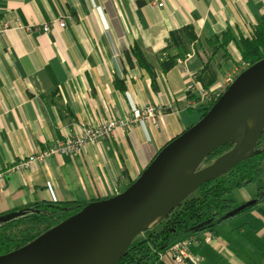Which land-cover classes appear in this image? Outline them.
Instances as JSON below:
<instances>
[{
    "label": "crops",
    "instance_id": "crops-1",
    "mask_svg": "<svg viewBox=\"0 0 264 264\" xmlns=\"http://www.w3.org/2000/svg\"><path fill=\"white\" fill-rule=\"evenodd\" d=\"M63 17L71 18L66 28L29 32ZM263 21L264 0H0V30L4 22L8 26L0 34V218L36 204L89 205L123 193L202 118L200 110L181 108L189 84L213 55L207 42L226 32L233 36L210 88L225 85L247 66L242 42ZM188 26L198 52L192 48L186 60L162 73L171 32ZM136 45L156 69L155 86L132 55ZM149 105L179 110L167 111L157 127L139 123L78 154L18 167L78 137L84 125H106ZM253 200L258 195L242 204ZM192 238L198 264H264V201ZM160 262L194 264L170 257Z\"/></svg>",
    "mask_w": 264,
    "mask_h": 264
},
{
    "label": "water",
    "instance_id": "water-1",
    "mask_svg": "<svg viewBox=\"0 0 264 264\" xmlns=\"http://www.w3.org/2000/svg\"><path fill=\"white\" fill-rule=\"evenodd\" d=\"M261 116L255 129L247 115ZM264 132V60L247 68L198 123L168 143L120 195L91 203L28 245L0 256V264H118L134 241L255 153ZM232 149L208 167L219 148ZM191 171L188 175L187 172ZM250 201L229 215L257 204ZM156 220L153 228L147 223Z\"/></svg>",
    "mask_w": 264,
    "mask_h": 264
},
{
    "label": "trees",
    "instance_id": "trees-1",
    "mask_svg": "<svg viewBox=\"0 0 264 264\" xmlns=\"http://www.w3.org/2000/svg\"><path fill=\"white\" fill-rule=\"evenodd\" d=\"M232 40L233 36L226 32L221 37H215L207 42L213 55L204 62V68L198 78L205 89L216 83L218 72L221 70L217 59L220 55L227 57V47ZM197 42L198 38L191 26L171 32L169 45L164 53L165 58L160 62L162 73H169L180 61L186 60L192 54V48L198 52ZM242 46V59L248 68L264 60V21L252 39L243 40ZM132 55L139 67L150 75L155 86L156 69L147 60L143 50L136 45L132 49ZM208 111L203 110L202 117ZM232 147L226 145L219 148L204 161L199 170L211 165ZM256 152L258 154H252L222 178L203 185L157 226L145 232L144 237L137 238L118 264H163L159 260V254L182 240L203 231L213 230L219 223L229 219L231 217L229 214L235 210L230 195L250 184H257L259 190L257 203L263 202L264 132L257 143ZM86 206L77 203L36 204L2 216L0 256L28 245L48 230L81 212Z\"/></svg>",
    "mask_w": 264,
    "mask_h": 264
},
{
    "label": "built area",
    "instance_id": "built-area-1",
    "mask_svg": "<svg viewBox=\"0 0 264 264\" xmlns=\"http://www.w3.org/2000/svg\"><path fill=\"white\" fill-rule=\"evenodd\" d=\"M160 6L162 5L160 4ZM68 19L71 20L70 17L58 18L54 19L51 23H43L39 26H31L28 29L32 33H49L51 32L52 27L56 24H58L61 28H66ZM7 29V23L4 22L3 31H0V34L5 32ZM238 74L239 73L237 70L235 75L231 74L228 76L225 85H218L209 89H205L200 81L192 82L189 84L187 89L188 95L190 96L184 101L181 110H210L222 98L223 94L234 82ZM174 110L179 109L177 106H172L171 108L166 109L159 106L149 105L144 108H137L131 113L130 116L121 120H113L106 125L97 127L84 125L81 127V133L78 137L69 139L67 141H62L56 146L46 149L44 152L41 151L37 154H33L27 160L20 162L18 167L26 169L35 162H44L46 159L52 156L78 154L86 145L109 140L116 135V132L119 129H129L139 123L157 127L165 113L167 111L170 112ZM193 243L194 238L192 237L178 242L166 252L159 254L160 261L170 257L172 260L178 263H184L186 261H191L194 264L201 263V258H193L191 255L190 249Z\"/></svg>",
    "mask_w": 264,
    "mask_h": 264
},
{
    "label": "rangeland",
    "instance_id": "rangeland-1",
    "mask_svg": "<svg viewBox=\"0 0 264 264\" xmlns=\"http://www.w3.org/2000/svg\"><path fill=\"white\" fill-rule=\"evenodd\" d=\"M0 31H3V28H1V30ZM30 32V31H29ZM4 33V32H3ZM30 33H32V32H30ZM33 34V33H32ZM248 67L247 66H245V68L241 71V73L243 72V71H245L246 69H247ZM240 73V74H241ZM239 76V75H238ZM119 120H121V119H119ZM46 150V149H45ZM45 150H42L43 152L45 151ZM258 193H259V190H258V186H257V184H250V185H248V186H246L244 189H239V190H236V191H234L231 195H230V198L234 201V205H236L237 206V208L236 209H238V208H240L241 206H243V205H245L246 203H249V202H246L245 204H242V201L246 198V197H248V196H255V195H258ZM145 236V234H142L141 236H139L140 238H142V237H144ZM139 237H138V239H139Z\"/></svg>",
    "mask_w": 264,
    "mask_h": 264
},
{
    "label": "bare ground",
    "instance_id": "bare-ground-1",
    "mask_svg": "<svg viewBox=\"0 0 264 264\" xmlns=\"http://www.w3.org/2000/svg\"><path fill=\"white\" fill-rule=\"evenodd\" d=\"M260 119H261V116L259 114H256V113H253V112L248 113V115H247V125H248V127L250 129H252V130L255 129L257 127V125L259 124ZM64 141H67V140H64ZM187 174L190 175L191 171H188ZM155 225H156V220L146 224V226L148 228H153Z\"/></svg>",
    "mask_w": 264,
    "mask_h": 264
}]
</instances>
